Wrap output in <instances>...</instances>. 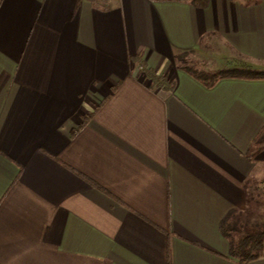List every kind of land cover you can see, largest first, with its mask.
<instances>
[{
	"label": "crops",
	"instance_id": "0c3cea01",
	"mask_svg": "<svg viewBox=\"0 0 264 264\" xmlns=\"http://www.w3.org/2000/svg\"><path fill=\"white\" fill-rule=\"evenodd\" d=\"M183 51L264 69V0H0V264H241L264 78Z\"/></svg>",
	"mask_w": 264,
	"mask_h": 264
},
{
	"label": "trees",
	"instance_id": "16d2710c",
	"mask_svg": "<svg viewBox=\"0 0 264 264\" xmlns=\"http://www.w3.org/2000/svg\"><path fill=\"white\" fill-rule=\"evenodd\" d=\"M196 6L203 7L209 0H185ZM191 51H183L176 54L180 66L192 76L202 81L206 86H213L218 80L226 77L237 78H264V69H255L249 65L224 68L218 72L199 70L187 63V56ZM261 180L248 178L246 181L247 205L244 209H232L223 217L220 223L222 234L229 241V256L241 264L249 263L260 257H264V220L256 219L253 209L247 207L253 200V192Z\"/></svg>",
	"mask_w": 264,
	"mask_h": 264
},
{
	"label": "rangeland",
	"instance_id": "374dc122",
	"mask_svg": "<svg viewBox=\"0 0 264 264\" xmlns=\"http://www.w3.org/2000/svg\"><path fill=\"white\" fill-rule=\"evenodd\" d=\"M210 53L212 52V54H216L217 56H221V52H219L218 49L211 47V49H209ZM187 63H189L191 66H193L196 69L199 70H205V71H210L213 72L214 70L212 69V62L211 61H203L200 59V57H192L191 54H189L187 56ZM215 60V59H214ZM223 60V59H222ZM243 59L241 58L240 61H242ZM215 63H213V66L215 67V72H218L220 67H221V60H215L213 61ZM245 61H242V63H244ZM245 64V63H244ZM218 67V68H217ZM218 69V70H217ZM263 177H257V180H261ZM247 207H250L251 209H253V213H255L254 215L256 216V219L258 218L259 220H264V184L263 183H259L257 186V189H255V191L253 192V200H251L249 202V205Z\"/></svg>",
	"mask_w": 264,
	"mask_h": 264
}]
</instances>
